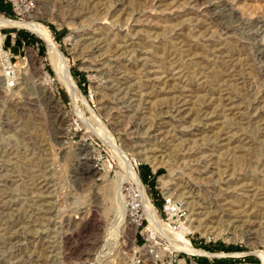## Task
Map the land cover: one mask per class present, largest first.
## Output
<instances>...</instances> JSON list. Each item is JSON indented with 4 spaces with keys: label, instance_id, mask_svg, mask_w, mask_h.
I'll return each mask as SVG.
<instances>
[{
    "label": "rangeland",
    "instance_id": "1",
    "mask_svg": "<svg viewBox=\"0 0 264 264\" xmlns=\"http://www.w3.org/2000/svg\"><path fill=\"white\" fill-rule=\"evenodd\" d=\"M85 1L36 0L35 10L20 16L0 0V16L49 29L79 89L74 100L42 36L0 26L8 54L5 62L0 52V264H264L257 255L264 251V213L251 230L256 238L247 216L210 222L217 198L227 196L244 204L236 210L256 204L264 212V0H209L208 7L202 0ZM37 67L48 74L44 85ZM220 67L235 75L233 98L214 84ZM51 87L62 111L39 91ZM107 135L174 232L207 216L200 230L185 234L206 254L173 247L148 220L132 234L115 199L114 181L125 171ZM166 200L182 207L177 229L179 215L165 212ZM140 207L144 213L142 196Z\"/></svg>",
    "mask_w": 264,
    "mask_h": 264
},
{
    "label": "bare ground",
    "instance_id": "2",
    "mask_svg": "<svg viewBox=\"0 0 264 264\" xmlns=\"http://www.w3.org/2000/svg\"><path fill=\"white\" fill-rule=\"evenodd\" d=\"M78 1H80V0H78ZM87 1V0H86ZM86 1H85V3H86ZM90 0H88V2H89ZM93 1V0H92ZM131 1H133V0H131ZM213 1V0H212ZM87 2V3H88ZM208 2L210 3V1L208 0H202L201 1V3L202 4H207V6L206 7H208ZM197 3H199V2H197ZM93 4V3H92ZM96 4V3H95ZM245 4V3H244ZM254 4V3H253ZM257 4V3H256ZM256 4L254 5V6H256ZM261 4V3H260ZM240 5V4H239ZM248 5V4H247ZM74 6V5H73ZM77 6V5H76ZM80 6V5H79ZM82 6V5H81ZM84 6V5H83ZM85 6H86V4H85ZM199 6H201V5H199ZM253 6V7H254ZM75 8V7H74ZM78 8V7H77ZM242 9H243V7H241ZM252 8V7H251ZM79 9V8H78ZM245 9H247V8H245ZM262 9V8H261ZM80 10V9H79ZM78 10V11H79ZM84 11V9H82L81 8V10L80 11ZM87 10V9H86ZM205 10V9H204ZM203 10V11H204ZM249 12H250V10H249ZM210 13V12H209ZM251 13V12H250ZM253 13V12H252ZM75 14V13H74ZM77 14V13H76ZM211 14V13H210ZM255 14V13H254ZM85 15V14H84ZM243 15V14H242ZM210 16V15H209ZM260 16V15H259ZM77 17V16H76ZM215 17V16H214ZM251 17V16H250ZM260 19V18H259ZM201 20V19H200ZM216 20V19H215ZM213 21V20H212ZM216 23V25H218V26H220V28H222V29H225V28H223V26L220 24V23H222V22H215ZM254 24V23H253ZM214 25V24H213ZM215 25V26H216ZM0 26H3V27H19V28H26V29H29V30H31V31H33L34 33H37V34H39L40 36H42L47 42H48V48H49V50H50V53L49 54H51L50 55V57H51V60H52V63H53V65H54V68H56V72H57V74H58V76H59V79H60V81L65 85V87L67 88V90H68V93L70 94V96L75 100V99H77V97L79 96V89H78V87H77V84H76V82H75V80H74V78H73V76H72V74H71V71H70V65L68 64V61H67V58L65 57V55L58 49V47L56 46V44H55V42H54V40H53V38L51 37V35L49 34V32H48V30L41 24V23H38V22H36V21H24V20H17V19H11V18H8V17H5V16H0ZM207 29V28H206ZM217 29V28H216ZM215 29V30H216ZM235 31V30H234ZM200 32H202V31H200ZM108 33V32H107ZM187 33V32H186ZM186 33H184V34H186ZM196 33V32H195ZM199 33V32H198ZM229 33V32H228ZM232 33V32H231ZM190 35V34H189ZM185 37H187V36H185ZM196 37V36H195ZM194 37V38H195ZM193 38V39H194ZM185 39H187V38H185ZM189 39V38H188ZM209 40V39H208ZM216 41V40H215ZM234 41V40H233ZM232 41V42H233ZM2 42V40L0 41V43ZM187 42V41H186ZM189 42H190V40H189ZM191 43V42H190ZM189 43V45L191 46V44ZM236 43V42H235ZM187 44H188V42H187ZM224 44V43H223ZM227 44V43H226ZM115 45V44H114ZM143 45V44H142ZM145 46V45H144ZM178 46V45H177ZM224 46V45H223ZM227 46V45H226ZM246 46H248V45H246ZM105 47V46H104ZM111 46H109L108 47V49L110 50L111 48H110ZM141 47V46H140ZM229 47V46H228ZM194 48V47H193ZM214 48V47H213ZM230 48V47H229ZM244 48V47H243ZM112 49H113V47H112ZM111 49V50H112ZM189 49V48H188ZM192 49V48H191ZM201 49V48H200ZM204 49V48H203ZM48 50V51H49ZM190 50V49H189ZM193 50H195V49H193ZM211 50H213L212 48H211ZM208 51V50H207ZM207 51H205L204 52V54H207L206 52ZM223 51V50H222ZM221 51V52H222ZM0 52H1V54L3 55V57H5V62L6 61H8V54L4 51V49L1 47V44H0ZM112 52V51H111ZM191 52V51H190ZM202 52V51H201ZM246 52H248V51H246ZM134 53V52H133ZM203 53V52H202ZM210 53V52H209ZM213 53H215V52H213ZM241 53V52H240ZM244 53V52H243ZM122 54V53H121ZM178 54V53H177ZM193 54H195V53H193ZM197 54V53H196ZM94 55V54H93ZM197 55H199V54H197ZM210 55H212V54H210ZM117 56V55H116ZM203 56V55H202ZM206 56V55H205ZM209 56V55H208ZM207 56V57H208ZM218 56V55H217ZM222 56V55H221ZM237 56V55H236ZM247 56V55H246ZM205 58V59H210V58ZM220 58V57H219ZM224 58V57H223ZM234 58V57H233ZM240 58V57H239ZM227 59V58H226ZM238 59V58H237ZM247 59V58H246ZM175 60V59H174ZM29 61V60H28ZM33 61V60H32ZM169 61V60H168ZM204 61V60H203ZM236 61V60H235ZM248 61V60H247ZM27 62V61H26ZM164 62V61H163ZM206 62V61H205ZM204 62V63H205ZM228 62V61H227ZM250 62V61H249ZM249 62H247V63H249ZM252 62V61H251ZM29 63V65H30V67L34 70V72H37L36 71V69H35V67H34V64L32 63V62H28ZM215 63V62H214ZM223 63V62H222ZM235 63V62H234ZM253 63V62H252ZM164 64H165V62H164ZM173 64V63H172ZM226 65H227V63H225ZM233 64V63H232ZM219 65H221V64H219ZM225 65V66H226ZM231 65V64H230ZM239 65V64H238ZM238 65H236V66H238ZM241 65L242 64H240V67H241ZM244 65V64H243ZM141 66H143V65H141ZM212 66V65H211ZM255 66V65H254ZM120 67V66H119ZM139 67V66H138ZM173 67V66H172ZM205 67V66H204ZM207 67V66H206ZM224 67V66H223ZM227 67V66H226ZM238 68V67H236V71H237V73H238V75H239V73H240V71H241V68ZM253 67V66H252ZM251 67V68H252ZM38 68V67H37ZM127 68V67H126ZM145 68V67H144ZM182 68V67H181ZM212 68V67H211ZM210 68V69H211ZM221 68V67H220ZM232 68H234V67H232ZM141 69V68H140ZM205 69V68H204ZM248 69V68H247ZM255 69V68H254ZM122 70H124V69H122ZM139 70V69H138ZM147 70V69H146ZM166 70V69H165ZM170 70V69H169ZM211 70H213V69H211ZM221 71L223 70L222 68L220 69ZM220 70H219V72H220ZM224 70H225V72H224ZM223 70V74H221V75H219V77H217V73H214V74H217L216 76L214 75L213 76V78L215 77V81L214 82H216V83H214V84H216V85H219L218 87V89H220V90H222V89H226L227 91H229L228 93L229 94H231V97L230 98H233V97H235L233 94H234V92H233V90L235 89V87L231 84V79H230V77H229V75H232V77L233 76H235V75H233L234 73H232L231 71V73L229 74V73H226V70H228V69H224ZM252 71H253V69H252ZM257 71L258 70H256V73H257ZM33 72V73H34ZM171 72V71H170ZM187 72V71H186ZM218 72V73H219ZM228 72V71H227ZM243 72V71H242ZM264 72V71H263ZM188 73V72H187ZM221 73V72H220ZM20 74V73H19ZM38 74H40L43 78H42V81H43V85L46 83V81L48 80V74L45 72V71H43V70H41V69H39L38 68ZM241 74V73H240ZM244 74V73H243ZM246 74V73H245ZM251 74H254V73H252L251 72ZM212 75V74H211ZM242 75V74H241ZM249 75V74H248ZM148 76V75H147ZM199 76V75H198ZM207 76V75H206ZM208 76H210V75H208ZM250 76V75H249ZM257 76V75H256ZM140 77V76H139ZM150 77V76H149ZM203 77V76H202ZM217 77V78H216ZM231 77V78H232ZM254 77V76H253ZM258 77V76H257ZM212 78V79H213ZM248 79V78H247ZM264 79V78H263ZM5 80H6V77H5ZM126 82V81H125ZM164 82V81H163ZM233 82V81H232ZM7 83V82H6ZM113 83V82H112ZM167 83V82H166ZM124 84V83H123ZM128 84V83H127ZM235 84V83H234ZM9 85V84H8ZM118 85V84H117ZM150 85V84H149ZM167 85V84H166ZM177 85V84H176ZM202 85V84H201ZM237 84H235V86H236ZM160 86V85H159ZM185 86V85H184ZM240 86V85H239ZM144 87V86H143ZM120 88V87H119ZM171 88V87H170ZM184 88V87H183ZM222 88V89H221ZM242 88V87H241ZM46 90H44V89H39V91H40V93L41 94H43V96H44V98H48L49 99V101H53V103H54V106L52 107V108H56L57 107V109L59 108V110L60 111H62L61 109L62 108H60V103H58L59 101L57 100V102H56V99L54 100V98H53V94H52V90H53V87H51L50 89L49 88H45ZM161 89V88H160ZM185 89V88H184ZM115 90H117V89H115ZM240 90V89H239ZM191 91V90H190ZM199 91V90H198ZM115 92V91H114ZM113 92V93H114ZM184 92V91H183ZM193 92V91H192ZM204 92V91H203ZM206 92H207V90H206ZM236 92V91H235ZM240 92H242V91H240ZM239 92V93H240ZM243 92H244V90H243ZM119 93V92H118ZM223 93V92H222ZM237 93V92H236ZM245 93V92H244ZM163 94V93H162ZM191 94V93H190ZM208 94H209V92H208ZM249 94V93H248ZM247 94V95H248ZM201 95V94H200ZM203 95H205V94H203ZM212 95V94H211ZM224 95V94H223ZM245 95H246V93H245ZM244 95V96H245ZM108 96H110V95H108ZM115 96V95H114ZM118 96V95H117ZM160 96V95H159ZM193 96V95H192ZM197 96H198V94H197ZM249 96V95H248ZM111 97V96H110ZM205 97V96H204ZM209 97V96H208ZM247 96H245L244 98H246ZM252 97V96H251ZM80 98V97H79ZM113 98V97H112ZM121 98V97H120ZM158 98V97H157ZM167 98V97H166ZM211 98V97H210ZM222 98V97H221ZM243 98V99H244ZM204 99V98H203ZM202 99V100H203ZM113 100V99H112ZM118 100V99H117ZM169 101H170V99H168ZM229 100V99H228ZM77 101V100H76ZM148 101V100H147ZM184 101V100H183ZM198 101V100H197ZM200 101V100H199ZM201 102V101H200ZM205 102V101H204ZM109 103V102H108ZM191 103V102H190ZM201 103H203V101L201 102ZM207 103V102H206ZM241 103V102H240ZM128 104V103H127ZM140 104V103H139ZM171 104V103H170ZM218 103H216V104H214V105H217ZM173 105V104H172ZM203 105V104H202ZM205 105V104H204ZM219 105V104H218ZM233 105V104H232ZM239 105V104H238ZM197 106V105H196ZM225 106H226V104H225ZM235 106V105H234ZM135 107V106H134ZM169 107V106H168ZM229 107H230V105H229ZM111 108V107H110ZM113 108V107H112ZM211 108H212V106H211ZM225 108V107H224ZM231 108V107H230ZM241 108V107H240ZM139 109V108H138ZM214 108H212V110H213ZM133 110V109H132ZM198 110L199 109H197V112H198ZM223 110V109H222ZM53 111V110H52ZM181 111V110H180ZM179 111V112H180ZM216 111V110H215ZM199 112H201V111H199ZM212 112V111H211ZM134 113V112H133ZM132 113V114H133ZM151 113V112H150ZM206 113H207V111H206ZM210 113V112H209ZM243 113V112H242ZM148 114V113H147ZM123 115H124V113H123ZM116 116H117V114H116ZM143 118V117H142ZM65 120H66V115L64 116L63 114H62V118H61V122L63 123V125L65 124ZM95 120V119H94ZM97 120V119H96ZM142 120V119H141ZM242 120V119H241ZM100 121V120H99ZM96 122V121H95ZM61 123V124H62ZM231 123V122H230ZM119 124V123H118ZM130 124V123H129ZM242 124V123H241ZM231 125H233V124H231ZM225 126V125H224ZM235 126V125H234ZM124 127H126V126H124ZM136 127V126H135ZM134 127V128H135ZM126 129V128H125ZM229 129V128H228ZM212 130V129H211ZM224 130V129H223ZM234 131V130H233ZM219 132V131H218ZM228 132V131H227ZM214 133V132H213ZM229 133V132H228ZM238 133V132H237ZM236 133V134H237ZM217 134V133H216ZM128 137H129V135H127ZM219 136V135H218ZM222 136V135H221ZM103 139H105L106 141H108V142H110L112 145H111V147L112 146H114L113 148H115V150H117L116 152L119 154H117L116 152V154L120 157V162H122V167L124 168V174H122V175H118V179H116L115 181H114V185H115V194H116V198L115 199H117V197L119 198V199H117V201L118 200H121V205H122V207H123V217L121 216V219H122V221L123 220H125V224H131V225H133L134 224V221L132 222V221H130V219H129V221L127 220V219H125V213H127V205H128V201H127V199H126V197H128V195L126 196V194H124V183L125 182H129V181H132L134 184H136L138 187H139V189H140V191H141V196H142V199H143V204H144V215L147 217V219L149 220V222H150V225H151V227H153L154 228V230L156 229L158 232H160L162 235H164V236H166V238L167 239H169L170 240V242H171V244H172V246L173 247H175V248H179V249H182V250H184V251H186V252H189V253H194V254H206L207 253V251H204V250H201V249H198V248H196L192 243H191V241L187 238V236L185 235L189 230H192V231H196V230H200L201 229V226H202V223H201V221L204 219V217H207V216H202L203 214H206V213H203V212H197V214L199 215V216H202L201 218H203V219H201L200 217L198 218L200 221V223L199 224H196L197 223V221L196 220H190L189 221V224H187V225H184V227H183V229H182V231L181 232H174L167 224H165V223H163L162 222V220L159 218V214L157 213V209H156V207L154 206V204L152 203V201H151V199H150V197L148 196V194H147V192H146V189L142 186V180L140 179V177H139V175H138V172L136 171V169H135V166H134V164L132 163V161H131V159L128 157V156H126V154L124 153V152H122V150L120 149V148H118V146H117V144H116V142L111 138V137H109L108 135L107 136H105V138H103ZM104 140V141H105ZM206 141V140H205ZM244 141H246V140H244ZM135 142V141H134ZM138 143V142H137ZM128 146H132L133 148H134V150H135V147L133 146V144L131 143V142H129L128 144H127ZM212 145H213V143H212ZM238 146V145H237ZM214 147V146H213ZM212 147V148H213ZM235 147V146H234ZM238 148V147H237ZM251 148V147H250ZM234 149V148H233ZM247 149H249V148H247ZM114 150V149H113ZM139 150V149H138ZM215 150V149H214ZM234 150H236V149H234ZM251 150V149H250ZM142 151V150H141ZM202 151V150H201ZM217 151V150H216ZM140 152V151H139ZM138 152V153H139ZM201 153V152H200ZM245 153V152H244ZM251 153V152H250ZM252 154V153H251ZM257 154V153H256ZM116 155V156H117ZM245 155V154H244ZM247 155H249L248 153H247ZM258 155V154H257ZM230 156V155H229ZM237 156V155H236ZM240 157V156H239ZM244 157V156H243ZM237 158V157H236ZM255 158V157H254ZM155 159V158H154ZM150 160V159H149ZM148 160V161H149ZM162 160V159H161ZM161 160H159V161H161ZM258 160V159H257ZM253 161V160H252ZM163 162V161H162ZM35 163V162H34ZM171 163V162H170ZM206 163H208V162H206ZM169 164V163H168ZM227 164V163H226ZM171 165V164H170ZM255 165V164H254ZM32 166V165H31ZM206 167V166H205ZM226 167V166H225ZM237 167V166H236ZM33 168V167H32ZM207 168V167H206ZM229 168V167H228ZM255 168V167H254ZM227 169V168H226ZM204 170V169H203ZM108 171H109V169H108V167H107V169H105V173H102V174H100V176L102 175V177L103 176H106L107 175V173H108ZM232 173V172H231ZM118 174V173H117ZM221 174V173H220ZM222 175V174H221ZM165 178V177H164ZM39 180V179H38ZM165 182V181H164ZM113 184V183H112ZM247 185H248V183H247ZM242 188H245V187H242ZM107 190V189H106ZM105 191V190H104ZM117 192H118V194H117ZM262 194V193H261ZM4 195V194H3ZM104 195V194H103ZM105 195H107V194H105ZM110 195V194H109ZM118 195V196H117ZM255 195H257V194H255ZM107 197V196H106ZM216 197V196H215ZM232 197V196H231ZM46 198V197H45ZM103 198H105V197H103ZM193 198V197H192ZM235 198V197H234ZM114 198H112L111 200H113ZM230 199V196H227V197H222V198H217V200H218V203L215 205L216 206V208H215V212H212L213 214L210 216V222H219V221H221V220H226V221H228V222H231V221H233V220H231L232 218H237V217H239V215L240 216H247V218L249 217V219H247V220H244L245 222H250L249 224H248V226H249V228L250 227H252L251 229H249L248 230V232H249V234L252 236V238H256V236H255V232H252L251 230L253 229V224H254V222H255V220H257V219H262V215H263V213L264 212H262L261 210H255L254 209V207H256L257 205L255 204L254 206H253V208H252V206H250L252 209H249L248 208V210L247 209H243V210H241V209H239V210H236V207L237 206H243L244 204H242V205H236L235 204V200H229ZM262 199V198H261ZM258 200V199H257ZM116 201V202H117ZM211 202V201H210ZM111 203V202H110ZM254 203H256V202H254ZM106 204V203H105ZM258 204H260V203H258ZM99 205V204H98ZM110 205V204H109ZM116 205V204H115ZM208 205V204H207ZM209 206H210V204H209ZM96 207V206H95ZM103 207H105V206H103ZM108 208V207H107ZM211 208V207H210ZM264 208V207H263ZM49 209V208H48ZM207 209H209V208H207ZM90 211V210H89ZM110 211V210H109ZM92 212V213H91ZM90 213H91V215L93 216V222H97V226L98 227H101V224H102V220L100 219V214H99V216H98V212H96L95 210H92ZM207 212V211H206ZM209 212V211H208ZM102 215V214H101ZM209 216V215H208ZM91 217V216H90ZM101 218H103V217H101ZM107 218V217H106ZM243 218H245V217H243ZM104 219H105V217H104ZM103 219V220H104ZM253 219V220H252ZM95 220V221H94ZM106 220V219H105ZM206 220V219H205ZM209 220V219H208ZM204 221V220H203ZM207 222V221H206ZM253 222V223H252ZM105 223V222H104ZM103 223V224H104ZM90 224V223H89ZM259 225V224H258ZM137 229H138V224L137 223H135L134 225H133V232H132V234L134 235L135 234V232L137 231ZM255 230V229H254ZM259 230V229H258ZM206 231H204V233H205ZM247 232V231H246ZM71 237H67V240L68 241H70L69 239H70ZM66 240V239H65ZM65 242H67V241H65ZM92 251V250H91ZM148 253L150 254V253H152V256H151V258H152V261H155L156 260V258L158 257L157 255H155L154 254V252L153 251H148ZM258 254L257 255H259V257L262 259V261H263V263H264V251H262V250H260V251H258L257 252ZM70 254V253H69ZM67 255L66 257L67 258H69V256L70 255ZM149 257H150V255H149ZM71 259V258H70ZM88 260V259H87Z\"/></svg>",
    "mask_w": 264,
    "mask_h": 264
},
{
    "label": "built area",
    "instance_id": "3",
    "mask_svg": "<svg viewBox=\"0 0 264 264\" xmlns=\"http://www.w3.org/2000/svg\"><path fill=\"white\" fill-rule=\"evenodd\" d=\"M2 1L10 4L12 9L17 13V15L20 16H25L29 13H32L36 8V0H2ZM6 69H7V74L11 76L14 71L10 63L6 66ZM128 185L130 186L128 188V191H130V201H128L129 219L132 222L134 221V224L137 223L139 228L144 224L145 220H148L147 217L144 215V213H140L141 191L136 184L130 181L128 182ZM164 209L166 213H169L172 216L179 215L178 220L174 221L173 223L176 229L180 227L182 216L184 215L181 213L182 207L178 205V203L172 200H166V203L164 204ZM177 213H181V214H177ZM170 219L171 218L169 217L167 218V220Z\"/></svg>",
    "mask_w": 264,
    "mask_h": 264
},
{
    "label": "trees",
    "instance_id": "4",
    "mask_svg": "<svg viewBox=\"0 0 264 264\" xmlns=\"http://www.w3.org/2000/svg\"><path fill=\"white\" fill-rule=\"evenodd\" d=\"M7 5L11 7V5H10V4H7Z\"/></svg>",
    "mask_w": 264,
    "mask_h": 264
}]
</instances>
